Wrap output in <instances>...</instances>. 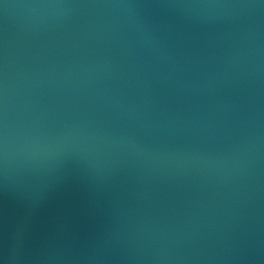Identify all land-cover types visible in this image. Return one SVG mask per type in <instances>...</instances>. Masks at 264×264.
Wrapping results in <instances>:
<instances>
[{
	"label": "water",
	"instance_id": "1",
	"mask_svg": "<svg viewBox=\"0 0 264 264\" xmlns=\"http://www.w3.org/2000/svg\"><path fill=\"white\" fill-rule=\"evenodd\" d=\"M0 264H264V0H0Z\"/></svg>",
	"mask_w": 264,
	"mask_h": 264
}]
</instances>
